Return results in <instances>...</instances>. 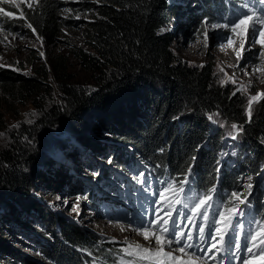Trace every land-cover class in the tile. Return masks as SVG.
Masks as SVG:
<instances>
[{"label": "trees", "instance_id": "16d2710c", "mask_svg": "<svg viewBox=\"0 0 264 264\" xmlns=\"http://www.w3.org/2000/svg\"><path fill=\"white\" fill-rule=\"evenodd\" d=\"M227 1L233 4V0ZM180 2L184 0L78 3L83 10L94 13L83 30L84 42L90 51L76 48L70 55L91 74L93 84L90 88L68 84L71 80L67 79L70 76L66 62L64 59L58 61L56 74L61 82L59 93L63 105L41 111L37 126L23 127L12 135L11 144L0 153V199L7 197L9 208H14L16 199L26 201L29 198L27 192L35 190L36 185L28 180L35 178L48 188L56 184V145L50 142L48 159L39 167L38 156L42 150L32 153L33 147L28 141L35 137L42 139L47 128L54 130L68 125V136L75 135L79 147L92 149L97 154L102 152L99 139L97 142V130L105 131L118 143L133 146L138 161L133 166L122 163L115 166L118 171L128 167L131 172H136L142 183L155 185L167 181L168 185L174 183L180 187L196 162L197 177L187 178V185L183 186L189 204L203 200L205 205L202 207L217 202L225 212L232 210L227 197L238 192L243 177L254 179L258 173L257 164L264 159L260 149V143L264 142V97L253 102L249 118V113L241 112L239 98L215 81L210 64L194 69L172 55V35L163 30L168 27L170 17L178 15ZM193 3L198 11L204 12L203 19L217 17L225 8L220 0H193ZM73 5L58 0L35 1L31 8L23 7L18 12L19 19L0 15V28L24 31L28 37L39 36L46 48L54 50L62 31L72 25L60 12L65 6L74 10ZM27 23L32 24L35 33L24 26ZM0 85L8 91L13 88L40 90L35 81L1 70ZM212 115L235 122L241 128L244 149L251 152V158H244L239 172H219L217 155L223 135L217 131L207 137L211 130L206 125V118ZM38 131H42L41 134ZM206 138L208 150H198ZM64 145L63 141L61 146ZM115 161L111 159V162ZM61 177H67L66 172L61 171ZM98 181L102 185L113 184L107 175ZM249 184H254L253 180ZM249 206L246 204L241 215L254 222L255 229L262 235L264 227L258 228L256 223L260 221L264 225L262 197L254 200V211ZM4 219L2 215V233L9 223ZM55 224L52 223L48 231L52 237L51 251L44 250V254L61 264H92L89 260L111 264L115 254L113 247L96 241L70 223L58 224L60 231L56 234ZM23 262L26 264L25 260ZM3 264L16 263L5 260Z\"/></svg>", "mask_w": 264, "mask_h": 264}, {"label": "rangeland", "instance_id": "374dc122", "mask_svg": "<svg viewBox=\"0 0 264 264\" xmlns=\"http://www.w3.org/2000/svg\"><path fill=\"white\" fill-rule=\"evenodd\" d=\"M35 1L31 0L32 5ZM58 1L74 4V10H70V6H65L60 12L63 17L70 19L72 25L62 31L54 50L46 48L36 36L28 37L24 31L3 29L0 32V64L5 65L0 67V70L20 75L28 81H35L37 86H40V90L37 92L36 89L26 91L16 88L8 91L7 87L4 89L0 85V133L3 134L0 135V153L9 147L12 142V135L19 132L23 127L37 126L41 111L53 106L60 108L59 106L63 105L59 93L61 82L57 77L58 73L56 74V65L59 60L64 59L66 62L67 74L70 76L67 79L71 80L68 84L84 88H90L93 84L91 74L83 70L79 62L70 55V52L76 48L90 51L85 45L83 30L84 25L94 13L83 10L78 3L86 2L89 4L100 0ZM220 1L225 8L220 12V15L210 19L202 18L204 12L198 11L195 8L197 5L193 6V0L180 2L182 4L178 15L170 17V23L163 31L172 35V55L174 57L194 69H201L210 64L215 81H218L221 88H227L229 94L235 93L234 96L240 101L241 112L248 114V98L257 92L264 93V83H262L264 74L254 72V68L257 66L264 67L260 59V52L264 49H262L261 43L251 44L245 41L246 50H241L239 45L244 37H241L239 33L245 26L240 24L234 33L231 29V23L243 15L247 8H253L257 16L264 15L261 11L264 6L260 5L258 0H233V4L227 0ZM13 3L19 6L13 7ZM28 3L29 0H13L12 3L0 4V8H3L5 12L12 13L9 18L19 19L18 12L23 7L27 8ZM65 9H69V11L65 12ZM77 16L80 19H76ZM200 18L202 20L198 22ZM225 23L230 26L215 29L211 27L212 24ZM256 29L255 39L264 41V37L261 36L264 25L257 23ZM8 33L16 34L17 38L13 39ZM205 34L207 40H205ZM5 36H8L7 40L4 39ZM229 38L234 41L232 46L228 45ZM221 45H224L223 51H221ZM237 50L241 51V58L239 59L236 56ZM40 53L44 55L41 56ZM220 68H223L224 71L221 72ZM245 72L249 74L246 75ZM225 73H227V77ZM228 77L232 79H228ZM221 80L225 83L221 84ZM241 85L245 86L247 91H240ZM209 117L212 118L209 119ZM209 117L206 118V125L211 131L207 137L214 135L217 131L223 135L219 141L220 151L217 155L219 172H234L235 170L239 172L244 158H251V152L244 149L246 145L243 143L241 128L235 122L226 121L218 115ZM87 124L84 123L83 125L87 127ZM232 124H236L237 129H232ZM14 125H18V127H13ZM38 132L41 134L42 131ZM69 134L68 125H64L63 128L57 127L54 130L47 128L42 133V139L35 137L34 140L28 141L33 147L32 153L37 154L42 150L38 156L39 167L43 160L48 159L50 142L52 141L51 145H56V174H54V177L57 178L56 184L48 188L44 182L41 183L35 178H29L28 181L36 185V188L27 192L29 198L26 201L16 199L17 201L13 202L14 208H9L7 206L9 199L7 197L0 199V217L4 215V220L10 217L5 232H0V264H3L5 260H10L16 264H25L24 260L26 264H61V261L43 253L47 249L51 251L52 237L48 231H50L51 224H55V222L53 230L56 234L60 231L58 224L61 222L70 223L76 225L86 234L93 236L96 241L113 247L115 254L111 257V264H128L129 261H133L134 264H144V262H136L135 257L127 256L123 250L127 248L128 243L149 246L148 242L144 241L143 237L132 228L134 226L148 227L149 221L167 219L169 221L167 225L158 223L152 227L157 231L160 227H167L170 230L174 228L176 231L184 233V238L187 237L190 227V225L185 227L186 223H196V233L194 234L193 230H190L193 236L191 242L199 241V227L203 223L201 215H196V219H189L186 216L184 221L178 225L179 213L176 212L175 214L172 211L175 210V200L174 202H172L173 200L158 201V198L161 197L160 192L167 186H156V195L151 199L136 172H131L128 167L125 169L126 172L125 170L118 171L115 166L117 163L133 166L138 161L133 146L118 143L111 139L112 137L105 131L97 130V142L99 139L102 146V152L97 154L92 149L79 147L80 145L75 142V135L68 136ZM233 135L236 136V139L232 138ZM63 141L65 145L61 146ZM207 142V138L204 139L199 144L198 150H208ZM260 149L264 152V142L260 143ZM69 151L71 154H68ZM111 159L116 160L115 163L111 162ZM195 165L196 162L193 163V168L186 178L196 176ZM75 168L77 171L72 172L71 169ZM257 170L258 173L254 179L243 177L240 180L237 196L229 195L227 197L232 212L221 216L219 211L212 216L209 231L202 242L203 244L211 239L207 245L211 258L214 256L213 250L226 247L235 254L239 264H245V261L247 264H257L264 259V255L258 254H251L250 261L243 257L244 249L238 251L235 247L237 242L235 237L238 236L240 225L236 223L233 226L237 218L236 214H240L243 218L241 214L245 212L246 204H250L249 207H253V211L254 200L262 197L264 204V159L257 164ZM61 171L62 173L66 172L67 177L59 178ZM106 175L113 184L102 185L98 181L101 178L104 180ZM112 176L118 179L113 180ZM246 176L250 177L251 175L246 174ZM251 180L254 184H249ZM165 196L173 198L174 192L170 190ZM74 207H78V212H73ZM169 212L171 213L170 217L167 215ZM227 217L232 219L231 233L224 235V239L221 240L216 228L219 227L221 232L223 229L226 232L227 228L223 226ZM117 219H120L124 225ZM93 221L99 222L104 230L93 226ZM215 221H220V224L216 225ZM246 221L251 223L250 219L246 218ZM114 224H120L118 228L125 231L122 232L121 230L120 234L115 235L111 229ZM252 224L253 222L250 226H253ZM251 235L257 236V240L253 242L255 244L264 238V234L260 235L255 229L251 231ZM161 236L167 238L168 234L161 233ZM247 240H250V235L247 236L245 242ZM154 243L153 240L152 244L154 245ZM213 244H215V248L212 247ZM197 245L200 248L197 255L200 256L203 249L198 243ZM177 247L179 246L175 244L171 246L173 249ZM169 250L168 247H165V251ZM256 252L257 248L253 247V253ZM174 255L182 254L175 252ZM200 257L203 259L200 264L204 260L208 264H213L210 263L207 252ZM182 259L186 260L187 258L182 257ZM89 261L92 264H105Z\"/></svg>", "mask_w": 264, "mask_h": 264}, {"label": "snow or ice", "instance_id": "6c2138e0", "mask_svg": "<svg viewBox=\"0 0 264 264\" xmlns=\"http://www.w3.org/2000/svg\"><path fill=\"white\" fill-rule=\"evenodd\" d=\"M13 0H0V4L3 3H12ZM39 0H36V3H38ZM259 4L264 6V0H258ZM19 5L13 3V7H18ZM32 2L31 0H29L28 3V7L31 8ZM65 12H68L69 9H65ZM262 13H264V8H262ZM0 15L3 16H8L11 17L12 13L11 12H5L3 10V8H0ZM24 16V13H21V17ZM76 19H80L79 16L76 17ZM261 24L264 25V15L262 16H257L256 11L253 8H247V11L241 15L235 22L231 23V29L232 31L235 33L238 26L240 24H243L245 27L243 30L240 31L239 35L241 37H244V39L241 40L240 42V49L241 50H246L245 49V41H247L248 43L251 44H256V43H261V47L262 49H264V41H257L255 39V32H256V24ZM24 26H26L27 28L32 29L33 33H35L36 29L33 28L32 24L27 23ZM230 25L228 23L225 24H212L211 27L212 28H228ZM3 29L0 28V32H2ZM247 34V35H246ZM8 35H11L13 39H16V34L14 33H8ZM261 36L264 37V31H261ZM22 38V37H21ZM5 40L8 39V36L4 37ZM37 39H41L39 36H37ZM205 40H207V35L205 34ZM234 43V41L229 38L228 39V45L232 46ZM221 51L224 50V45H221ZM41 56H43V53H40ZM236 56L237 58H241V51L237 50L236 51ZM260 59L262 61V64H264V50H262L260 52ZM5 65L0 64V67H4ZM220 71L223 72V68H220ZM254 72H260L262 74H264V67L261 66H257L256 68H254ZM246 75H248L249 73L245 72ZM225 76L227 77V73H225ZM228 79H232L231 77H228ZM221 84L225 83V81L221 80L220 81ZM233 83H235V81L233 80ZM262 83H264V81H262ZM240 91H247V89L245 88V86L241 85V88L239 89ZM233 95H235V93H233ZM262 97H264V93H260L257 92L255 95H251L248 98V108L247 111L249 113V118H251V109H252V105L253 102H258L259 99H261ZM212 117H209V119H211ZM29 123H31V121H28ZM13 127H18V125H14ZM232 129H237V125L236 124H232L231 125ZM0 135H3L2 133H0ZM233 139H236V136L233 135L232 136ZM189 171H191V169H189ZM167 183V182H165ZM187 183V178H185V180L181 181V186L180 188L177 190L175 185L169 184L165 189H163L160 192V196L163 200V198L165 197V194L167 192H169L170 190L173 191L177 196L179 195V193L184 191V187L183 185ZM250 187V186H249ZM212 191V190H210ZM232 196L235 197L237 196V193H232ZM176 204H181L182 201L180 199H176L175 200ZM205 205V201L201 200L200 204H196L195 207H193L191 209V211L194 213V215L192 217H189V219H194L195 215H201L204 217L205 220L208 219V213L206 211H198V209H200L202 206ZM185 207H188L187 204H185ZM73 212H78V207H74L73 208ZM167 215L170 217L171 213H167ZM224 214L221 213V216H223ZM228 221H226L227 223ZM158 223H162L163 225H167L169 223V221L167 219H164L162 221L158 220H153V221H149L148 227H140L138 229H136V232L138 235H141L144 239V241L148 242L149 246H143L139 243L136 244H132V243H128L127 244V248H125L123 251L125 252V254L127 256L130 257H135V261L136 262H144V264H200L201 261V257L199 255H197V253L200 251V248L198 247L197 243L195 242H191L193 241V236L191 233L187 234V239H185V234L181 233L179 231H176L174 228L173 229H169L167 227H160L159 231H157L156 229H154L152 226L153 225H157ZM257 226L259 227H264V225L261 224L260 221H257ZM216 225L220 224V221H215ZM122 231L124 229H121ZM216 232L218 234L221 233V229L219 227L216 228ZM161 233H165L168 234L167 238H164L161 236ZM250 235V240H247L246 242H241L240 237L236 236V249L239 251L242 248L246 249L247 252L249 254H253V255H264V238H261L259 240L258 244H255L253 242H255L257 240V236L256 235H251V232L249 233ZM213 239H215V237H212ZM221 240L224 239L223 235L220 236ZM199 241L202 243L205 240V228L203 226L199 227V237H198ZM154 240V245L152 244V241ZM127 243V241H126ZM175 244L179 247L177 248H171V246ZM165 247H168L170 250L169 251H165ZM213 248H215V244L212 245ZM253 247L257 248V252L253 253ZM189 249H192L193 251H188ZM175 252H179L182 255H174ZM182 257H186L187 259H182ZM128 264H134L133 261H129ZM245 264H247V261H245Z\"/></svg>", "mask_w": 264, "mask_h": 264}, {"label": "bare ground", "instance_id": "6f19581e", "mask_svg": "<svg viewBox=\"0 0 264 264\" xmlns=\"http://www.w3.org/2000/svg\"><path fill=\"white\" fill-rule=\"evenodd\" d=\"M193 204H195L196 205V203H193ZM192 204V205H193ZM199 204V203H198ZM136 205V204H135ZM246 207V206H245ZM117 220H120V219H117ZM121 221V220H120ZM114 223H116L115 221H113ZM122 222V221H121ZM120 223V222H119ZM121 224H123L124 225V223L122 222ZM118 225H120V224H114L113 226H112V230L114 231V234L115 235H118V233L119 232H121V230L118 228ZM93 226H95L96 228H100V229H102V230H104L103 229V226L99 223V222H96V221H93ZM132 228H134L135 230L136 229H138V228H140V227H137V226H134V227H132ZM125 231V230H124ZM253 231V230H252ZM123 232V231H122ZM131 232V231H130ZM132 233H134V232H132ZM120 234V233H119ZM123 235H125V234H123ZM129 235V234H128ZM128 239V238H127ZM201 260H203V259H201ZM204 264H208L207 262H206V260H204V262H203ZM202 263V264H203Z\"/></svg>", "mask_w": 264, "mask_h": 264}]
</instances>
